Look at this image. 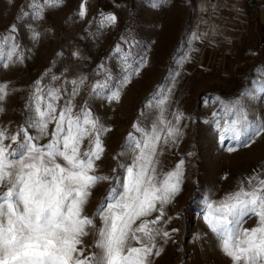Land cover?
Returning a JSON list of instances; mask_svg holds the SVG:
<instances>
[{"label":"rangeland","instance_id":"obj_1","mask_svg":"<svg viewBox=\"0 0 264 264\" xmlns=\"http://www.w3.org/2000/svg\"><path fill=\"white\" fill-rule=\"evenodd\" d=\"M27 3L0 0V35L16 23L15 42L22 54V61L13 57L7 67L0 60V83L8 85L0 101V127L15 132L25 126L38 80L42 88L65 90L67 98L70 81L81 76L93 82L106 74L113 84L119 83L123 65L117 46L137 61L144 58L118 102L90 96L87 87L75 97V110L86 102L111 129L102 137L104 152L96 162L97 174L124 176L118 165L131 160L118 154L132 124L139 119L142 126L150 127L158 110L145 107V101L170 88L169 119L171 113H183L182 135L163 147L159 168L171 171L183 160V175L180 193L164 206L165 215L157 225L170 238L158 239L162 251L151 258L152 264H232L204 220L206 205L261 172L264 133L247 147L222 142L212 114L225 116L221 102L238 100L251 124L264 123V39L259 38L257 24V10L264 0H62L44 8L41 19L34 20L31 14L17 19ZM81 4L86 9L83 18ZM101 13L115 15L117 22L101 27ZM33 30L40 34L36 40ZM53 76L58 79L52 80ZM30 134L37 132L30 129ZM39 142L47 143V138ZM109 187V182H102L94 189L85 214L95 212ZM96 223L99 226L100 221ZM254 224L253 217L243 226ZM84 241L91 250V231Z\"/></svg>","mask_w":264,"mask_h":264},{"label":"snow or ice","instance_id":"obj_2","mask_svg":"<svg viewBox=\"0 0 264 264\" xmlns=\"http://www.w3.org/2000/svg\"><path fill=\"white\" fill-rule=\"evenodd\" d=\"M60 3L62 0H28L17 19L29 14L34 20L41 19L44 8ZM79 15H86L83 4ZM116 22L115 15L101 13V27ZM16 32L13 23L0 35L4 67L13 57L22 61ZM39 35L32 31L33 40ZM117 52L123 65L118 84L106 74L93 82L81 76L70 81L72 89L65 98V90L42 88L38 80L30 97L32 115L25 126L15 132L0 127V264H152L151 258L162 251L158 239L170 238L157 225L165 215L164 206L181 191L183 160L165 172L159 168V156L165 145L182 135L179 125L184 118L176 111L169 119L171 89L158 90L145 101V107L158 110L150 127L142 126L139 119L132 124L118 154L131 160L118 165L124 170L123 177L97 174L96 162L104 152L102 137L111 129L93 115L86 102L75 110L74 100L82 88L87 87L90 96L118 102L122 89L139 74L145 59L137 61L119 46ZM7 88L0 83V101ZM221 111L225 116L212 115L222 142L247 147L264 133V123L251 124L238 100L221 102ZM30 129L37 135H31ZM41 138H47V143L41 144ZM102 182H109L110 187L89 216L86 205ZM153 213L158 215L151 218ZM253 217L254 226L244 227ZM204 220L232 264H264V165L223 199L209 202ZM90 231L93 243L88 250L84 238Z\"/></svg>","mask_w":264,"mask_h":264},{"label":"water","instance_id":"obj_3","mask_svg":"<svg viewBox=\"0 0 264 264\" xmlns=\"http://www.w3.org/2000/svg\"><path fill=\"white\" fill-rule=\"evenodd\" d=\"M257 24L258 26V32H259V38L260 40L264 39V6L258 8L257 10Z\"/></svg>","mask_w":264,"mask_h":264}]
</instances>
